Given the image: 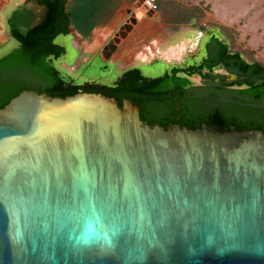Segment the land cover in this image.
Segmentation results:
<instances>
[{
	"label": "water",
	"instance_id": "95a60500",
	"mask_svg": "<svg viewBox=\"0 0 264 264\" xmlns=\"http://www.w3.org/2000/svg\"><path fill=\"white\" fill-rule=\"evenodd\" d=\"M0 264H264V131L20 91L0 108Z\"/></svg>",
	"mask_w": 264,
	"mask_h": 264
},
{
	"label": "trees",
	"instance_id": "16d2710c",
	"mask_svg": "<svg viewBox=\"0 0 264 264\" xmlns=\"http://www.w3.org/2000/svg\"><path fill=\"white\" fill-rule=\"evenodd\" d=\"M28 3L41 9L39 14L27 7ZM111 4L109 0H72L70 4L69 0H25V6L13 10L8 25L17 46L0 58V108L25 89L44 91L52 97L88 92L119 101L129 99L138 104L140 118L148 124L170 125L168 117L176 114L180 118L179 124L188 128L199 127L204 122L219 129L236 126L264 131V65L246 61L240 52H230L216 34L210 35L208 54L196 65L172 66L161 76L146 79L137 68H130L112 85L67 84L63 73L52 64L65 52L63 46L54 42L55 38L68 34L71 26L82 37L88 38L97 26L98 18ZM218 68L234 74L235 82H227L226 76L216 74ZM5 72L27 74L35 81L2 77ZM192 76L215 82L212 87L219 91H225L228 85H236L237 94L231 95L230 99L234 100L228 103H204L190 90ZM230 102L235 105L231 107ZM201 104H207L211 109H205Z\"/></svg>",
	"mask_w": 264,
	"mask_h": 264
},
{
	"label": "rangeland",
	"instance_id": "374dc122",
	"mask_svg": "<svg viewBox=\"0 0 264 264\" xmlns=\"http://www.w3.org/2000/svg\"><path fill=\"white\" fill-rule=\"evenodd\" d=\"M71 1L69 0V4ZM109 1L112 4L98 18V24L92 30L89 40L92 37H99L107 30L110 35L119 27L121 29L122 18L120 17L123 16L122 14H124V31L128 24L133 28L137 22L148 18L154 24L155 30L151 31V35H148L144 42L139 41V48L144 50L142 62L145 65L134 67L145 77L161 76L167 68L165 64L161 63L163 61L177 65L182 63L190 65L192 60H196L200 54L198 44L201 41L204 42L211 34L219 36L231 51L240 52L246 61H257L264 65V0H157L159 10L150 17L143 10L142 0ZM123 5L124 9H121ZM21 6H25V0H0V58L17 46L9 32L8 17L13 10ZM26 6L33 8L37 14L41 11L31 3ZM137 12L141 13L140 17H136ZM114 17L118 21L113 22L112 25ZM131 19L136 22L132 24ZM69 31L71 36L69 34L58 35L54 42L64 47L63 58L70 64L75 58L70 43L80 53L84 47L80 44L78 32L72 26ZM150 47L151 52L149 51ZM59 62L55 60L52 64L58 69ZM112 67L109 61L98 54L82 68L85 76L93 78L112 75ZM78 71L79 69L73 68L69 72L72 75ZM222 73V71H216V74ZM226 74L227 82L233 81L230 74ZM1 76L16 77L24 82L35 81L23 73L5 72ZM190 79L192 82L190 90L198 97L200 96L204 103H228L230 100H234L230 99L231 95L237 94L236 85H228L224 89L225 91H219L212 87L216 84L215 82L204 81L198 76H192ZM85 81L81 78H74L75 84H82ZM213 93H215L214 96ZM234 105L230 102L231 107Z\"/></svg>",
	"mask_w": 264,
	"mask_h": 264
},
{
	"label": "crops",
	"instance_id": "0c3cea01",
	"mask_svg": "<svg viewBox=\"0 0 264 264\" xmlns=\"http://www.w3.org/2000/svg\"><path fill=\"white\" fill-rule=\"evenodd\" d=\"M121 9H124V5L121 7ZM121 9L120 11H122ZM122 15L123 16L120 17L122 18L121 29L119 27L118 33H117L118 30H116L115 32H111L109 35V31L107 30L99 37H95V38L92 37L90 40H89L90 36L88 38H84L78 33V36L81 40L80 44L83 45L84 49L82 53H80L70 43V48L75 53V58L72 60L70 64L64 60L63 58L64 53L57 59L58 61H60L57 66L58 69L61 71V73L70 76L73 83H74V78L75 79L81 78L86 80L83 83L112 85L121 77L123 72L126 71L127 69L134 67H141L142 65H145V63L142 62L144 59L143 58L144 50L139 48L140 47L139 41L144 42L145 38L148 37V35H151V31L155 30L154 24L151 23L152 21H150L148 18L144 19L143 21L140 20L135 24L133 28L127 31V33L124 36V14ZM113 19L114 20H112L111 22L112 25L114 24L113 22L116 21L115 17ZM68 34L71 36L70 31ZM208 40L209 37H207L204 40V42L201 41L198 44L200 46V54L197 57L196 61H198L199 59L202 60L204 57L207 56ZM110 45L114 46L112 50H110V48L108 47ZM149 51L151 52V47ZM156 51L159 52L158 50ZM98 54H100L106 61H109V63L113 66L112 75L93 77V78L85 76L82 67L85 64H87L89 61H91V59H93ZM161 63L165 64V66L167 67L165 69V72H167L172 66H184L187 64V63L185 64L182 63L180 65H177V64H171L169 63V61H163ZM73 68L79 69V71L71 75L69 71L70 69ZM143 77L147 78L145 76Z\"/></svg>",
	"mask_w": 264,
	"mask_h": 264
},
{
	"label": "flooded vegetation",
	"instance_id": "af4514ba",
	"mask_svg": "<svg viewBox=\"0 0 264 264\" xmlns=\"http://www.w3.org/2000/svg\"><path fill=\"white\" fill-rule=\"evenodd\" d=\"M230 52H234V51H231L230 50ZM200 61V59L198 60V61H196V60H192V62H191V64L189 65H184V66H193V65H196L198 62ZM217 71V70H216ZM218 71H222L223 73L222 74H220V75H224V76H226V80L228 79V76H227V74L226 73H229V72H226L223 68H218ZM230 74V76L233 78V81H231L232 83H234L235 82V80H236V77H235V75L234 74H231V73H229ZM64 76V78H65V80L66 81H69V79H68V77L69 78H71L70 76H68V75H63ZM148 78V77H147ZM70 81L72 82V80L70 79ZM116 100H118V105H120L121 104V101H119V99H116ZM123 100V99H122ZM203 104H201V106H202ZM204 106V108L206 109H208V110H210L211 108H209L210 106H208L207 104H204L203 105ZM179 109V108H178ZM178 109L176 108L175 109V111H176V113H178ZM168 120H169V122L171 123V124H179L180 123V118H179V116H177L176 114L175 115H172V116H169L168 117Z\"/></svg>",
	"mask_w": 264,
	"mask_h": 264
},
{
	"label": "built area",
	"instance_id": "2783aa9c",
	"mask_svg": "<svg viewBox=\"0 0 264 264\" xmlns=\"http://www.w3.org/2000/svg\"><path fill=\"white\" fill-rule=\"evenodd\" d=\"M142 6L153 13L159 10V4L157 0H142Z\"/></svg>",
	"mask_w": 264,
	"mask_h": 264
},
{
	"label": "bare ground",
	"instance_id": "6f19581e",
	"mask_svg": "<svg viewBox=\"0 0 264 264\" xmlns=\"http://www.w3.org/2000/svg\"><path fill=\"white\" fill-rule=\"evenodd\" d=\"M141 16V13L140 12H137L136 13V17H140Z\"/></svg>",
	"mask_w": 264,
	"mask_h": 264
}]
</instances>
